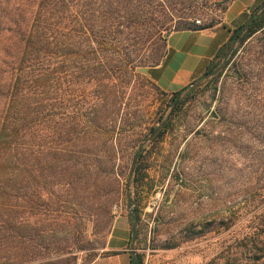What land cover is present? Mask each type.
I'll list each match as a JSON object with an SVG mask.
<instances>
[{
    "label": "rangeland",
    "instance_id": "rangeland-1",
    "mask_svg": "<svg viewBox=\"0 0 264 264\" xmlns=\"http://www.w3.org/2000/svg\"><path fill=\"white\" fill-rule=\"evenodd\" d=\"M119 1L101 45L71 36L75 23L69 19L62 47L53 42L45 54L61 59L63 125L79 107L80 87L88 95L120 96L125 122L116 144L115 170L123 177L118 199L107 215V197L92 191L89 175L73 190L46 188L39 180V208L26 214L35 224L25 234L32 242L23 238L22 251L0 243L7 246L0 249V264H101L121 217L130 224V252L144 264H264V29L246 41L242 34L224 58L214 59L213 75L204 74L175 98L146 75L165 57L166 35L185 21L221 25L232 0H155L136 22L137 31L131 30L127 0ZM38 4L0 0V34H22ZM255 9L250 19L264 15ZM97 56L110 67L127 58L139 67L135 75L80 69L81 57ZM96 73L107 78L99 88ZM42 170L47 175L46 165ZM22 185L31 197L33 183L26 178Z\"/></svg>",
    "mask_w": 264,
    "mask_h": 264
},
{
    "label": "trees",
    "instance_id": "trees-1",
    "mask_svg": "<svg viewBox=\"0 0 264 264\" xmlns=\"http://www.w3.org/2000/svg\"><path fill=\"white\" fill-rule=\"evenodd\" d=\"M154 1L127 0L131 30L137 31L136 22L146 15ZM120 4L119 0H40L33 24H27L22 34H0V243H9V249L22 251L23 238L32 242L25 234H28L27 228L36 230L35 224L32 225L26 214L28 210L39 208V180H45L46 188L58 185L73 190L81 185L84 174L89 175L92 191L95 194L104 192L103 197L108 198L102 204L107 215L118 199L123 177L115 170L119 153L116 144L123 136L119 124L125 122L119 119L122 110L120 96L116 91L98 90L88 95L80 87L79 107L74 116L72 113L68 115L63 125L62 73L61 68L58 69L61 59L45 58V54L46 47L53 42L58 48L62 47L61 31L69 19L75 23L71 36L78 35L84 42L96 41L101 45L108 36V22L113 20ZM260 10L264 13V0H260L255 9ZM214 28V23L200 25L185 21L175 31ZM263 29L264 15L253 14L233 33L215 59L224 58L242 34L246 33L242 39L246 41ZM97 52L99 54V50ZM110 63L100 56L79 59L80 69L89 72L111 73L115 70L135 75L139 67L130 58L116 61L114 67H110ZM215 67V63L209 64L205 77L213 75ZM92 79L99 88L107 78L96 73ZM178 95L179 92L173 96ZM164 134L165 131L155 137L154 145L161 142ZM43 165L48 169L47 175L42 170ZM26 178L34 185L31 197H26L27 190L22 185ZM46 191L51 201L53 193ZM2 248L7 246L0 245ZM130 264H144L143 257L132 256Z\"/></svg>",
    "mask_w": 264,
    "mask_h": 264
},
{
    "label": "crops",
    "instance_id": "crops-1",
    "mask_svg": "<svg viewBox=\"0 0 264 264\" xmlns=\"http://www.w3.org/2000/svg\"><path fill=\"white\" fill-rule=\"evenodd\" d=\"M259 1L232 0L223 23L214 29L171 32L166 36V55L161 63L148 68V79L167 94L177 93L199 80L233 33L250 19ZM130 229L126 217L116 221L106 252L117 254L101 264H130L133 256L129 249Z\"/></svg>",
    "mask_w": 264,
    "mask_h": 264
},
{
    "label": "water",
    "instance_id": "water-1",
    "mask_svg": "<svg viewBox=\"0 0 264 264\" xmlns=\"http://www.w3.org/2000/svg\"><path fill=\"white\" fill-rule=\"evenodd\" d=\"M262 13H263V12H262ZM256 15H260V14H256ZM169 34H170V33H168L166 36H169ZM228 55H229V53H228ZM228 55H227V56H228ZM136 157H137V156H136ZM135 160L137 161V158H135Z\"/></svg>",
    "mask_w": 264,
    "mask_h": 264
}]
</instances>
